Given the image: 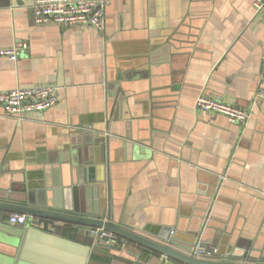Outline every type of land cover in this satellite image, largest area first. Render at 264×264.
<instances>
[{"label": "crops", "instance_id": "obj_1", "mask_svg": "<svg viewBox=\"0 0 264 264\" xmlns=\"http://www.w3.org/2000/svg\"><path fill=\"white\" fill-rule=\"evenodd\" d=\"M253 2L110 0L99 31L39 23L34 0H0V47L28 43L16 60L0 56V89L58 88L43 111L21 117L0 105V187L60 190L61 202L65 166L82 159L100 179L79 199L100 217L188 254L204 235L217 259L248 260L227 251L254 244L264 256V11ZM202 92L247 108L249 119L198 108ZM14 212L0 209V226L24 229L9 221ZM52 223L60 236L96 243L87 224ZM112 246L92 249L87 264H189L130 239ZM15 253L0 239V264Z\"/></svg>", "mask_w": 264, "mask_h": 264}, {"label": "water", "instance_id": "obj_2", "mask_svg": "<svg viewBox=\"0 0 264 264\" xmlns=\"http://www.w3.org/2000/svg\"><path fill=\"white\" fill-rule=\"evenodd\" d=\"M72 162L75 165L74 167L71 163L69 168L68 165L65 166L71 184L65 185L61 202L59 199L60 190H56L54 198L49 193L41 196L37 194L34 188H29L25 184L22 187L14 186L11 184V180H9L7 185L0 187V209L17 211L29 216V221L24 229L14 230L9 226H0V239L16 249L15 255L6 256L9 264L12 258L17 260L16 257L33 264H87L92 249L103 248L107 250V248L116 247L99 241H96L94 245H84L72 239H67L59 235L60 224L52 223L50 227L47 226V223L52 220L87 224L91 228L105 227L130 240L146 244L168 256L181 259L189 264H259L249 261V259L264 258L263 255L259 256L257 251H255L256 244L251 246V248L241 247L236 248L234 251H227V255L231 258L245 257L248 259L244 261L197 257L173 248L172 242L162 244L145 238L134 231L126 230L109 218L100 217L102 212L92 210L88 205V201L85 202L83 200V202H80V195L85 198L87 196L88 188L86 182H93L100 178L95 175V166H84L85 161H82V159L74 158ZM103 173L102 179L105 177V172L103 171ZM65 197L68 199L71 197L70 202H63ZM213 197L214 199L218 198L217 195L214 196L212 194L210 201H212ZM86 203L88 208H85ZM207 210L202 214L203 234H205L207 225H210L213 219L210 212L207 213ZM203 236H201L202 241ZM202 245L206 250H213V248L206 246L204 242H202ZM68 251L71 252L69 253Z\"/></svg>", "mask_w": 264, "mask_h": 264}, {"label": "built area", "instance_id": "obj_3", "mask_svg": "<svg viewBox=\"0 0 264 264\" xmlns=\"http://www.w3.org/2000/svg\"><path fill=\"white\" fill-rule=\"evenodd\" d=\"M110 0H34L33 14L39 23L54 22L61 26H91L102 31L106 27V8ZM254 8L264 11V0H254ZM28 48L27 41L15 42L0 47V56L16 60L20 52ZM57 86L54 84L34 85L0 89V105L6 114L23 116L30 112L43 111L53 106L57 100ZM196 105L203 110L223 114L235 124H244L250 116L247 108L224 102L202 92L196 98ZM12 224H27L29 216L25 213L10 214ZM91 233L95 241L112 245L127 238L105 227H93ZM215 250H206L199 236L190 248V254L197 257L214 258ZM134 264H151L149 261Z\"/></svg>", "mask_w": 264, "mask_h": 264}, {"label": "trees", "instance_id": "obj_4", "mask_svg": "<svg viewBox=\"0 0 264 264\" xmlns=\"http://www.w3.org/2000/svg\"><path fill=\"white\" fill-rule=\"evenodd\" d=\"M130 242V241H129Z\"/></svg>", "mask_w": 264, "mask_h": 264}]
</instances>
